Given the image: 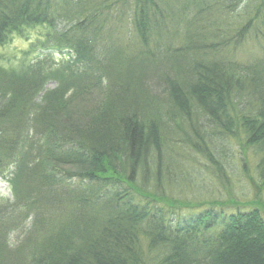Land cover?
<instances>
[{"label": "trees", "instance_id": "trees-1", "mask_svg": "<svg viewBox=\"0 0 264 264\" xmlns=\"http://www.w3.org/2000/svg\"><path fill=\"white\" fill-rule=\"evenodd\" d=\"M37 29L0 53V264H264L261 199L166 192L230 181L226 139L264 184V0H0V47Z\"/></svg>", "mask_w": 264, "mask_h": 264}, {"label": "rangeland", "instance_id": "rangeland-1", "mask_svg": "<svg viewBox=\"0 0 264 264\" xmlns=\"http://www.w3.org/2000/svg\"><path fill=\"white\" fill-rule=\"evenodd\" d=\"M245 3V0H243ZM242 5V4H241ZM240 5V6H241ZM237 8V12L240 13V8ZM43 29L32 30L30 37L15 36L12 41L4 47H0V53H2L8 62L16 63V59L22 57V53L27 50L32 41H37L39 33ZM263 43V41H262ZM253 49L256 56L259 57L263 54V47L260 48L259 44H251L249 46ZM65 53V51L63 52ZM40 51L35 52L30 58L39 55ZM52 58L59 62L65 58L64 54L60 53V50H54ZM53 87V84H50ZM227 149V161L228 164L225 166L230 173V181H225L221 178L219 171L213 166H206L208 161L202 156H197L193 159V162H188L187 171L180 173V179L172 185H166V192L176 198L188 201H207L209 206L215 199H225L228 203L232 202H252L254 199H261L262 205H264V184L257 185L253 183L251 178L247 177L242 168V161L239 155V145L237 141L225 140ZM253 152L250 151V166H246L250 172V175L257 178L255 157ZM189 161V160H188ZM187 162V161H186ZM187 176V178H186ZM251 177V176H250ZM185 178V179H184ZM258 179V178H257ZM12 199L11 189L9 184L0 177V204ZM264 212V208H263ZM12 243L19 239L18 233L12 235Z\"/></svg>", "mask_w": 264, "mask_h": 264}]
</instances>
